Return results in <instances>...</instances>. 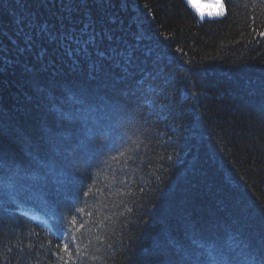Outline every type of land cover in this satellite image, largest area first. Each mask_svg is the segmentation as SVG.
Wrapping results in <instances>:
<instances>
[{
	"label": "trees",
	"instance_id": "16d2710c",
	"mask_svg": "<svg viewBox=\"0 0 264 264\" xmlns=\"http://www.w3.org/2000/svg\"><path fill=\"white\" fill-rule=\"evenodd\" d=\"M223 3L0 0V264H264V0Z\"/></svg>",
	"mask_w": 264,
	"mask_h": 264
},
{
	"label": "rangeland",
	"instance_id": "374dc122",
	"mask_svg": "<svg viewBox=\"0 0 264 264\" xmlns=\"http://www.w3.org/2000/svg\"><path fill=\"white\" fill-rule=\"evenodd\" d=\"M192 8L197 12L201 13L204 12V18H220V16H212L208 15L210 12H215L220 10V3H223V0H187ZM199 9V10H198ZM225 13V7L223 3V14ZM201 15V14H200Z\"/></svg>",
	"mask_w": 264,
	"mask_h": 264
},
{
	"label": "snow or ice",
	"instance_id": "6c2138e0",
	"mask_svg": "<svg viewBox=\"0 0 264 264\" xmlns=\"http://www.w3.org/2000/svg\"><path fill=\"white\" fill-rule=\"evenodd\" d=\"M219 7H220V10L219 11L210 12V13H208V15H212V16H220V15H223V3L222 2L220 3ZM200 14H201L202 17L205 15L204 12H201ZM77 43H79V41H77Z\"/></svg>",
	"mask_w": 264,
	"mask_h": 264
}]
</instances>
